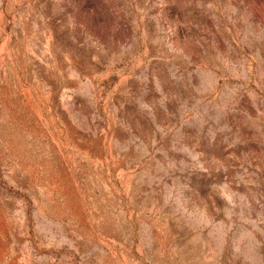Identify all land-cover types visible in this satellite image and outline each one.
<instances>
[{"label":"rangeland","instance_id":"1","mask_svg":"<svg viewBox=\"0 0 264 264\" xmlns=\"http://www.w3.org/2000/svg\"><path fill=\"white\" fill-rule=\"evenodd\" d=\"M0 264H264V0H0Z\"/></svg>","mask_w":264,"mask_h":264},{"label":"clouds","instance_id":"2","mask_svg":"<svg viewBox=\"0 0 264 264\" xmlns=\"http://www.w3.org/2000/svg\"><path fill=\"white\" fill-rule=\"evenodd\" d=\"M249 241H250V244H251V247L249 248L250 249V252L251 251H254L256 247H261V244L260 242L255 238V237H250L249 238ZM240 249H234V251H239ZM250 254V253H248Z\"/></svg>","mask_w":264,"mask_h":264}]
</instances>
